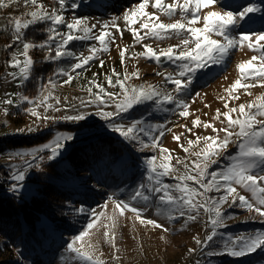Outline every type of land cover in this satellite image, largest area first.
I'll list each match as a JSON object with an SVG mask.
<instances>
[{"label": "rangeland", "instance_id": "1", "mask_svg": "<svg viewBox=\"0 0 264 264\" xmlns=\"http://www.w3.org/2000/svg\"><path fill=\"white\" fill-rule=\"evenodd\" d=\"M139 2L140 0H64L65 7L59 9V4L56 0H38V3L42 4L49 12L54 7L57 8L68 23L73 22V18L85 21L86 26L92 29L91 33H89L90 36L98 35L101 31V25H111L113 20L123 33L121 36V31H117V28L110 26L106 31L112 33L115 42L113 43L111 42V38H107L109 51L98 52L96 58L89 62L88 65H85L81 69L82 71L78 73L70 67L72 64L78 62L76 58H72L70 62L67 60L64 64L62 63L61 70H65L74 77H84V79L87 78L95 81V84L100 85L106 92L112 93H119V86L110 87L106 76L111 77L113 82H115L117 77L113 75V71L119 74L121 80L124 79L125 72L128 74L136 72L138 73V77L132 76L129 80L125 81L126 87L154 85L161 91L171 93L173 96L186 102L189 105V116L185 118L176 114L179 109H176L174 104H164L162 107H157L154 101H146L135 105L128 113H121V116L114 117L112 121H106L101 119L97 115V112L114 111L113 106H98L96 104L81 106V100L87 101L92 97L89 96L86 89L77 88L71 83H68L69 85L64 84L66 79H63L61 83L57 80L54 84L55 87L46 86L39 92L37 97L31 98L34 101L41 100L43 95H48V92H51V98L48 103L52 104L53 108L45 112L43 105L36 107V111L41 117L38 120L25 111L29 107H35V104L30 105L19 100V96H26L22 88L27 80L21 82L19 79H13L8 76V73L14 72L16 69L5 66L3 71V68H0V139L24 138L52 132L51 137L45 141H40L31 146L7 147L0 151V159L6 162L13 161L14 164L18 165L17 172H24L25 176L24 180L19 184L11 178L10 183L8 181L5 184V189L10 188L12 191L13 185H16L19 188V191H15L17 194L26 197L33 194L39 185L33 178L30 179V176L35 174V170L39 169L37 166L46 162L48 160L47 156L50 155V152L47 150L43 152H37L36 150L52 142L54 136L58 133L71 134L74 139L69 141L60 150V154L53 161H58L54 163L62 164L66 176L72 181V185L76 186L80 191L88 190L93 194V198H85L83 201L74 199L72 201L74 204L71 207L69 206L71 204H68L69 208L60 211L58 219L65 222L62 227H66L67 230L61 231L59 223H47L44 228V236H39L40 242H44L47 245L46 251L48 257L52 255L50 260L47 257L46 261H50L47 264H85L76 253L69 251L67 246L92 221L93 212L99 213L103 211L106 215L113 213V206L109 197L117 201L127 202L140 209L143 213L142 218L155 220L157 223L163 225V229H167V231L153 228L152 226L141 225L133 213L126 211L124 216L118 218V223L115 229H113L116 245L114 249L112 244L106 242L103 237L105 229L102 227V224L108 223V221L102 217L101 222L98 224V229L89 230L90 235L85 237L80 243H83L85 247H87L88 243L93 244L97 249L96 255L103 254L100 256L103 264H264V251L259 249L239 258L227 254L207 255L208 251L222 249L225 240L234 239L241 235L264 232V220L255 213H250L241 208L238 201L235 205L230 206L231 197H229V201L221 207L222 213L232 218L226 220L223 228L217 229L216 237L207 246H198L195 241L196 239L204 241L206 236L211 234L212 226L209 223L208 214L204 213L201 208L196 220L186 222L187 210L185 209V216H180L179 211L175 210L182 207V202H180L182 194L175 190V185L178 181L174 176L185 173L184 164L192 168V162L198 159L192 153L201 152L206 147L202 139L198 144H194L190 148L188 141H196L197 137L205 136H217L218 139L222 140L225 135L223 132L215 133L211 128L205 129L203 123L193 127L192 121L198 117L200 121L211 123L217 129L226 127L227 121L223 115L218 120H213L217 109L221 113L228 111L224 107L225 102L228 103V108H236L238 110L240 104L247 105L249 102L255 100L257 96L264 95V86H261L264 82H261L259 78L242 80V83L254 86L247 90L240 88L233 93V96H238L239 99L229 98L225 92V89L241 78L237 72V64L246 62L256 53L249 51L246 47L244 49L237 48L233 50L223 66L208 64L196 72L191 84H187L186 80L184 81L187 84L184 92L176 93L174 91L175 85L164 79V75L169 73L175 76L178 71L176 64L167 60L157 64L155 60L133 56L134 53L143 52L145 44L150 45L157 52L161 48L176 47L179 44V41L174 37L164 41H156L151 37H145L139 43L134 42L132 33L128 30L129 26L123 19V13L133 9ZM165 2L172 3V0H165ZM2 3L6 6H0V65L5 45L11 40L10 35L5 36L2 34L6 28L10 27L8 24L9 18L22 17L27 12L37 10L31 4L25 6L24 0H2ZM251 3L260 10L249 14L251 19L244 25L246 33L264 30V0H251ZM237 6V0H220L219 5L203 9L200 15L202 17L208 11L233 10ZM146 11L149 13L155 12L151 8V3L146 8ZM178 18L179 12L177 11L174 19ZM160 22L167 23L171 21L161 15ZM63 25L61 29L59 27V30L67 33L68 29L65 24ZM202 26L201 20V23L197 24L196 27ZM131 27L139 29V23ZM74 34L83 35L82 32ZM140 35L143 36L144 32L142 31ZM213 38L218 39V37ZM89 47L100 48V45L95 40L86 39L74 40L67 46L68 50L77 56L89 55ZM123 48H127L128 51L126 52L125 62L122 65L119 51ZM17 50L22 52V45L13 46L9 51L8 61L10 60V53ZM18 59L23 61V55L18 56ZM101 61H103V66H101ZM157 73L164 75H158ZM88 87H92V85ZM96 89V87H92L93 93L98 91ZM7 94H11V97ZM220 97H224V99H220ZM8 98L13 99V105L3 103V100ZM103 98L105 100L108 99L106 96ZM57 100L59 103H57ZM109 104L111 105V102ZM55 108H58L59 111H55ZM5 109H7V115H4ZM80 113L85 114V120L65 121L61 119V117L66 115ZM230 115L232 119L239 118L240 116L239 111L230 113ZM45 116L49 119H43ZM257 119H264V117H257ZM132 120L143 121L142 128L149 132V134H145L143 131L138 133L140 141L143 143L136 140H125L108 127L109 123L114 122L127 125ZM29 127L35 129V131L29 132ZM62 128L63 130H61ZM154 128L156 130H152ZM21 129L23 131H19ZM230 130L236 132L238 128ZM160 131H163V136L159 135ZM99 134L109 135L105 137L116 139V147H119L123 157L120 161H116L112 167L106 162L107 159L104 160V168L95 175L83 172L82 168H78L77 171L75 166L70 164L68 159L65 158L66 155H64L63 150L75 146H79L81 149L82 145L89 146L87 148L89 149L95 144L97 138L95 136ZM173 136H179L180 140L178 142L174 141ZM152 137L158 138L160 147L170 150L172 159L169 163L176 169L174 174L160 178L163 183L173 186L169 190V193L178 201V204L173 206V214L177 218L172 221H169L166 215L158 211L161 194L149 191L150 187L155 186V180L149 181L146 162L148 159L156 157L159 163L161 156L159 148L143 147V144L151 143ZM238 143L237 138L232 136L227 147L220 151L219 156L211 158L215 159L217 163H210L208 172L221 173L222 171H226L227 167L233 162L232 158L238 153ZM181 145L184 148H189V151L185 152ZM17 153H32V155L17 156ZM78 154L81 155L80 153ZM40 157L44 159L41 160ZM202 158L203 154L201 152ZM177 160L183 163L178 164ZM190 174L195 175L196 171L193 170ZM206 179L210 180L211 176H207ZM187 184L199 189V185L194 184L192 181H188ZM235 187H237V191L241 195H244L250 201L252 200L250 192L239 186ZM138 189L149 195L150 200L148 202H145L142 198L132 199ZM222 194V190L221 192L212 191L208 193L213 198ZM103 205H107V207L104 208L102 207ZM191 214L196 215L195 212ZM71 229L72 232H69ZM80 243L75 246L80 247ZM116 249L119 251H116ZM41 251L40 249L39 252ZM46 251L43 250L42 254H45ZM191 253L193 258L189 257ZM113 256H118L119 259H113ZM204 258H206V261H203ZM42 264L45 263L43 262Z\"/></svg>", "mask_w": 264, "mask_h": 264}, {"label": "snow or ice", "instance_id": "2", "mask_svg": "<svg viewBox=\"0 0 264 264\" xmlns=\"http://www.w3.org/2000/svg\"><path fill=\"white\" fill-rule=\"evenodd\" d=\"M59 4V9L65 7L64 0H56ZM151 3V8L155 10L154 13H149L146 8ZM220 0H172V3H166L165 0H140L130 11L123 13V19L129 26L128 30L131 31L133 40L135 43L141 42L145 37H151L156 41H164L166 39L175 38L179 41L176 47L169 46L167 48H161L159 52L155 51L150 45L145 44L144 50L141 53H134L133 56L144 57L145 59L155 60L157 64L167 60L173 64H176L178 71L175 76L169 73L164 75L157 73L158 75H164L165 81L173 83L175 85L174 91L181 93L185 91L187 84H191L196 72L208 64L220 65L227 61L233 50L245 47L256 54H253L246 62L238 63L236 68L240 74V79H237L230 85L225 92L229 98L239 99L238 96H233L238 89L248 88L254 86L248 83H242V80H249L259 78L261 82H264V30L258 32L246 33L244 25L251 19L250 13H255L260 9L251 3V0H237L238 6L233 10L226 11H208L201 17L200 13L203 9L211 8L214 5H219ZM25 6L29 4L33 5L37 10L30 13H25L22 17L9 18L8 24L10 27L3 31V35L11 37L8 44L5 45V50L11 49L13 45H22V52L17 50L10 53V60L6 62V66L16 69L14 72H10L7 75L13 79H19L21 82L26 81L30 77V73L33 67V60L29 55L31 49L34 48H47L48 55L45 56L46 60H60L63 58H76L78 62L72 64L70 67L73 71L82 69L89 62L93 61L98 52L109 51L107 47V38H111V42H115L114 36L109 31H106L110 26L117 28V31H121L113 20L111 25H101V31L98 35H89L92 29L86 26L85 21L73 18V22L68 23L64 17L59 13L57 8H53L50 12L44 8V6L38 3V0H24ZM0 6L3 5L0 0ZM223 7V6H221ZM179 12V18L174 17ZM161 15L166 17L171 22H160ZM202 27H196L201 23ZM47 23V27L43 30L46 33V40L43 43L35 44L26 39V31L36 24ZM139 23V29L132 28L131 26ZM65 24L68 32L63 33L57 27L58 25ZM146 30V31H145ZM39 31V30H38ZM144 32L141 36L140 33ZM83 33V35L74 33ZM123 35L121 31V36ZM213 37H218L213 38ZM92 39L99 43L100 48L89 47V55L77 56L75 53L68 50L67 46L74 40H86ZM53 41H55V55L50 53L53 50ZM179 49V50H177ZM127 48L120 49L119 56L121 64L125 62ZM23 55V61L18 59V56ZM177 62H179L177 64ZM103 66V61H101ZM57 75H66L67 79L64 84H68L72 81L73 76L65 70H60ZM113 75L117 77L115 82L111 77L106 76L110 87L119 86V93L106 92L100 85L95 84V81H90L89 84L92 87H96L98 91L93 93L92 87H88L86 90L91 99L84 101L81 100V106L88 104H96L98 106H113L114 111H98L97 115L101 119L106 121H112L114 117L121 116V113H128L135 105L142 104L146 101H154L157 107H162L164 104H174L176 109H179L178 114L180 117L189 116V105L180 100L178 97L173 96L171 93L161 91L154 85H141L126 87L125 81L129 80L132 76L138 77V73L134 72L128 74L125 72L124 79L119 78V74L113 71ZM187 81V84L184 81ZM261 86H264L262 83ZM48 87H55L51 78L49 79ZM11 97V94H7ZM19 96V94H17ZM107 97L105 100L103 97ZM51 98V92L48 95H43L41 100L34 101L28 96H19V100L28 104H35V107H29L25 109L31 116L41 119L40 114L36 111V107L44 106L45 112L48 109L53 108V105L48 103ZM224 99V97H220ZM111 102V105L109 104ZM6 105H13L12 98L3 100ZM57 103L59 101L57 100ZM207 107V105H205ZM224 107L228 111L221 113L219 109L216 111V115L213 120H218L221 115L227 121L226 127L219 129L215 128L213 124L200 121L197 117L192 121L193 127H196L203 123L205 129L211 128L213 132H223L225 135L222 140L217 136H205L197 137L196 141H188L189 148L194 144H198L202 139L205 142L206 147L201 150L203 158L201 159V152L192 153L197 156V161L192 162V168H189L187 164H184L185 173L174 178L178 181L175 185V190L180 192V202L182 207L175 210L179 211L180 216H185V209L187 210L186 222L194 221L199 215V209H203L204 213L209 216V223L212 226L211 234L207 235L204 241L196 239L198 246H207L214 240L217 235V229L223 228L227 219L232 217L225 216L221 207L229 201L231 197V204L235 205L237 201L239 206L250 213H255L264 220V119L258 120L257 117H264V95L257 96L255 100L249 102L247 105L240 104L238 110L236 108H228V103H224ZM247 109V111H246ZM59 111L58 108L54 109ZM239 111V118L232 119L230 113ZM7 109L4 110V115H7ZM86 116L84 113L76 115H66L61 117L65 121H83ZM43 119H49L47 116ZM223 123V122H221ZM143 121L132 120L129 124L122 123H109L108 127L114 133H118L125 140L140 141L138 133L143 131L145 134H149L148 130L142 128ZM259 125V127H257ZM183 127V125H181ZM238 128V131L233 132L230 129ZM152 130H156L155 128ZM19 131H23L22 129ZM29 132L35 131V129L29 127ZM191 131V129H189ZM163 131H160L159 135L163 136ZM235 136L238 143V153L232 158L233 162L227 167L226 171L221 173L208 172L210 163H217L212 157L219 156L220 151L225 149L230 142V138ZM74 137L71 134L58 133L54 136L53 141L45 144L43 147L37 149V152H43L45 150L50 152L47 156L49 161L55 159L69 141H72ZM174 141H179V136H173ZM143 147H151L153 149L159 148L161 153L160 162H157L156 157H152L147 160V170L149 172V181L155 180V186L150 187L149 191L154 193H160L159 202L160 207L158 211L161 214L166 215L169 221L176 219L173 214V206L178 204L177 199L170 195L169 190L173 188L172 185L163 183L160 179L163 176L174 174L176 169L173 168L169 161L172 159L170 150L160 147L157 137H152L150 144H143ZM185 152L189 151V148H184ZM167 154V155H165ZM17 156L32 155V153H17ZM35 159V157H34ZM43 160V157H40ZM177 163H183L177 160ZM38 167V166H37ZM193 170L196 174H190ZM211 176L210 180H207V176ZM24 172L14 174L12 179L17 181V184L24 180ZM188 181H192L194 184L199 185V189L191 187L187 184ZM223 181V183H221ZM250 192L252 194V200L250 201L244 195H241L237 191V187ZM202 189V190H201ZM12 190L19 191L16 185H13ZM223 194L213 198L208 195L209 192L216 191ZM142 198L145 202L150 200L149 195H146L143 191L137 190L132 197L133 200ZM109 200L113 206V213L106 215L105 212L99 213L93 212V219L90 221L85 230L76 236L72 243L68 244V250L76 253L85 264H103L100 259V255H96V247L88 243L87 247L83 243L85 237L90 235L89 230L98 229V224L103 217L108 223L102 224L105 229L103 237L106 242L112 244L115 249V229L118 218L124 216L125 212H131L139 220L141 225L152 226L153 228L163 229V225L157 223L152 219L142 218V211L131 204L123 201L114 200L109 197ZM102 207L106 208L107 205ZM195 212L196 215L191 213ZM167 231V229H163ZM80 243V247H76ZM264 251V232H256L249 235H241L236 238H230V240L224 241L222 249L208 251V256L227 254L232 257H244L247 254L253 253L256 250ZM116 251H119L116 249ZM113 259H119L118 256H113Z\"/></svg>", "mask_w": 264, "mask_h": 264}, {"label": "trees", "instance_id": "3", "mask_svg": "<svg viewBox=\"0 0 264 264\" xmlns=\"http://www.w3.org/2000/svg\"><path fill=\"white\" fill-rule=\"evenodd\" d=\"M62 26L64 25L61 24L57 27L61 29ZM46 27L47 23L31 26L26 31V39L35 44L43 43L46 40V33H43ZM60 31L62 32V30ZM54 45L55 41H53V50L50 53L52 56L55 55ZM11 49L2 52L0 65V68H3L2 71L5 69ZM48 54L47 48H34L29 52L34 64L30 77L22 88L23 93L29 98L37 97L39 92L49 85L50 78L53 84L57 80L61 83L63 79H67L66 75H57V73L61 70L62 63L64 64L67 60L70 62L72 58L46 60L45 56ZM80 71L82 70L77 69L76 73ZM90 81L84 77L73 76L70 83L77 88L87 89L90 86ZM51 135L52 132H46L24 138H1L0 151L7 147L31 146L47 140ZM105 136L109 135H96V142L89 149H87L89 146L82 145L81 149L79 146H75L63 150L64 155H66L65 158L75 166L77 171L78 168H82L83 172L92 175L98 174L104 168L103 164L106 159L111 167L114 166L115 162L120 161L123 156L119 147H116V139ZM101 139L102 141H100ZM53 160H51L52 162L47 160L41 163L38 166L39 169L35 170V174L30 176V179L33 178L37 181L39 186L29 197L17 194L10 188L0 189V264H42L43 262L47 264L50 262L46 261L48 257L47 245L39 240V236H44V228L47 223H59L61 231L67 230L66 227H62L65 222L58 219L60 211L69 208L68 204H71L69 205L71 207L74 204L72 203L74 199L83 201L85 198H93V194L88 190L80 191L72 185V181L66 176L62 164L54 163L58 161ZM69 232H72V229ZM40 249L45 250L46 253L42 254V251L39 252ZM51 256L48 257V260L51 259Z\"/></svg>", "mask_w": 264, "mask_h": 264}, {"label": "built area", "instance_id": "4", "mask_svg": "<svg viewBox=\"0 0 264 264\" xmlns=\"http://www.w3.org/2000/svg\"><path fill=\"white\" fill-rule=\"evenodd\" d=\"M1 160V159H0ZM18 165L14 164L12 166L7 165L6 161L1 160L0 162V189H5V184L10 180V178L18 173Z\"/></svg>", "mask_w": 264, "mask_h": 264}, {"label": "bare ground", "instance_id": "5", "mask_svg": "<svg viewBox=\"0 0 264 264\" xmlns=\"http://www.w3.org/2000/svg\"><path fill=\"white\" fill-rule=\"evenodd\" d=\"M0 162H1V160H0ZM6 163H7V165H9V166H12V165H14L13 161H7ZM189 257H190V258H193V255H192V253H191V255H190ZM203 261H206V258H204V260H203Z\"/></svg>", "mask_w": 264, "mask_h": 264}, {"label": "crops", "instance_id": "6", "mask_svg": "<svg viewBox=\"0 0 264 264\" xmlns=\"http://www.w3.org/2000/svg\"><path fill=\"white\" fill-rule=\"evenodd\" d=\"M12 178V177H11ZM11 178H10V180H9V183H10V181H11Z\"/></svg>", "mask_w": 264, "mask_h": 264}, {"label": "water", "instance_id": "7", "mask_svg": "<svg viewBox=\"0 0 264 264\" xmlns=\"http://www.w3.org/2000/svg\"><path fill=\"white\" fill-rule=\"evenodd\" d=\"M164 61H165V60H163V62H164ZM163 62H162V63H163Z\"/></svg>", "mask_w": 264, "mask_h": 264}]
</instances>
